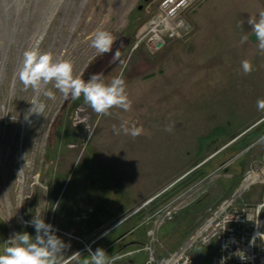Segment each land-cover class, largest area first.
Listing matches in <instances>:
<instances>
[{
    "label": "rangeland",
    "instance_id": "1",
    "mask_svg": "<svg viewBox=\"0 0 264 264\" xmlns=\"http://www.w3.org/2000/svg\"><path fill=\"white\" fill-rule=\"evenodd\" d=\"M50 1L0 0V219L7 216L4 201L12 199L15 170L23 169L38 173L48 187L47 197L38 188L25 218L41 215L54 230H62L56 216L74 199L80 179L103 213L113 215L89 241L109 231L113 236L117 227L137 219L134 230L143 231L144 243L129 250L118 245L115 263L130 264L133 257L146 264L150 255L144 245L151 240L155 211L185 199L174 219L155 231L156 253L165 257L194 239L209 209L232 197L248 174L264 172V111L256 107L264 98V54L247 23L264 11V0H196L184 10L191 33L157 51L138 45V36L162 0H62L38 48L70 60L74 74L84 80L103 73L109 82L122 74L132 109L113 108L109 116H99L82 98L65 99L51 85L55 99L19 80L18 64ZM97 30L116 38L112 52L98 56L91 47ZM244 35L248 40L241 44ZM116 51L120 57L114 61ZM252 55L254 71L245 75L241 61ZM34 99L44 105L43 112L25 122ZM124 121L128 127L142 126L143 133L135 138L115 134L113 126L119 129ZM126 190L158 194L137 211V206L126 209ZM240 197L239 203H264V180ZM87 215L70 214L75 221ZM261 218L262 236L254 243L264 253V206ZM189 255L192 264H218L214 245L198 240Z\"/></svg>",
    "mask_w": 264,
    "mask_h": 264
},
{
    "label": "built area",
    "instance_id": "2",
    "mask_svg": "<svg viewBox=\"0 0 264 264\" xmlns=\"http://www.w3.org/2000/svg\"><path fill=\"white\" fill-rule=\"evenodd\" d=\"M194 1L196 0H162L157 12L141 29L138 45L144 44L150 50L157 51L170 41L188 36L193 27L187 21L184 10ZM27 167L32 170V162H27ZM15 172L17 178L10 194L12 199L9 201L5 198L4 209L7 211V216L2 217L7 226L10 225L11 235L15 225L27 224L25 208L37 194L38 188L43 197H47L48 194V187L41 183L38 173L34 171L26 173L23 169ZM245 180L246 178L232 197L209 209L203 226L194 239L192 238L179 249L169 252L165 257H159L156 253L155 231L163 223L173 220L185 206L186 200L174 199L156 210L152 217V229L148 231L151 237L150 243L144 245L150 255L146 264H192L189 251L195 240L206 245H214L218 264H264V253L260 252V248L256 250L254 243L257 237L262 236L261 207L264 203L252 206L238 202L243 192L249 188H242ZM139 209L141 207L137 208V211ZM91 245L92 242L86 244V248L89 250Z\"/></svg>",
    "mask_w": 264,
    "mask_h": 264
},
{
    "label": "clouds",
    "instance_id": "3",
    "mask_svg": "<svg viewBox=\"0 0 264 264\" xmlns=\"http://www.w3.org/2000/svg\"><path fill=\"white\" fill-rule=\"evenodd\" d=\"M247 23L258 41L259 52L264 54V11H260L257 16L251 15ZM115 40L109 31L97 30L91 40V47L96 50L98 56L104 55L112 52ZM247 40L248 36L244 35L240 43L243 44ZM119 57L120 53L116 51L113 60H119ZM241 68L245 75L254 71L253 64L247 59L241 61ZM18 77L26 88L30 87L37 94L43 93L50 99H55V94L48 88L49 85L58 90L65 99L82 98L84 105L99 116H109L113 108L126 112L132 109V101L126 91V82L122 74L113 77L109 82L104 80L103 73H94L88 80H84L74 74L73 63L70 60H57L52 52H41L38 47L30 48L23 53V63L19 68ZM32 105L29 113L41 115L44 105ZM256 107L257 110L264 111V98L256 101ZM127 125L128 122L124 121L119 129L113 126L114 133L118 135L123 131L133 138L143 133L142 126ZM165 130L171 131L172 127L169 126ZM26 223L34 227L35 236L26 231L10 236L4 243L3 251L0 252V264H59L58 257L63 256L67 245L55 234L53 226L45 223L41 215H35ZM89 255L90 260L86 261V264H115V261L120 259L119 256L109 257L101 248L95 252L89 249Z\"/></svg>",
    "mask_w": 264,
    "mask_h": 264
},
{
    "label": "crops",
    "instance_id": "4",
    "mask_svg": "<svg viewBox=\"0 0 264 264\" xmlns=\"http://www.w3.org/2000/svg\"><path fill=\"white\" fill-rule=\"evenodd\" d=\"M253 50L255 51V47H252V53L254 54ZM251 57L252 58H249V61H251V63L254 65V61L256 58L254 57V55H252ZM83 192L85 195H83ZM91 193H94L93 190L89 186L88 188L85 189V186L81 183V180L79 179V184L75 189L76 195L73 196L74 199L70 202V205L66 204L63 207V209L59 211V214H57L56 216L55 223L57 226L60 225L62 230L60 231L54 230L55 234L59 238H61L64 241V243L67 245V247L63 251V256L58 257L59 264H86V261L90 260V255L85 253L86 249L84 246H86V244H89L91 242L89 241L91 235H93V232L96 229H99L98 227H101L100 225L104 223L103 221H107L105 223H109L112 220L113 217L112 211L111 212L106 211L105 213H103L102 210L103 206L99 205L100 203L96 204L97 202L95 203V200L93 201ZM157 194L153 196L155 197ZM124 195L127 198L126 204H128L126 209L135 206L140 207L144 203L154 198L153 196H151V193L145 196L142 191L137 192L136 190H126ZM100 200H102V198ZM126 204L124 205L125 207ZM84 212L88 213L87 215L88 217L77 221L72 220V217L70 216V214L72 215L77 214L81 216L82 214H84ZM136 220L137 219L126 221L124 225L120 224L121 227H117L114 230L117 231L120 229V231L114 234L113 236L110 234L113 231H109L106 234L105 233L100 234L99 236L103 234L104 235L101 238L98 237L99 240L98 238L94 239L98 241L94 243L92 242L93 252H95L98 248H101L106 252V254L109 257H112L114 255L118 256L119 252L116 250L117 249L116 247L118 245L120 246L121 243H123L122 247L127 248V250L133 249L138 245L143 244L144 243V237L142 234L143 231L139 229H138L139 231L134 230L138 226ZM4 223L5 222L0 219V252H2L3 248L5 247L4 243L9 239L10 236H13L11 235L10 230L7 231L8 226L5 225L6 223L5 224ZM25 231L31 234L32 236H35L36 234L34 227H30L28 226V224L18 225L16 230L17 233L25 232ZM82 240H86L87 243L84 244ZM129 260H130L129 261L130 264H137L136 259H133V257L132 258L130 257ZM115 264H120V263H115Z\"/></svg>",
    "mask_w": 264,
    "mask_h": 264
},
{
    "label": "bare ground",
    "instance_id": "5",
    "mask_svg": "<svg viewBox=\"0 0 264 264\" xmlns=\"http://www.w3.org/2000/svg\"><path fill=\"white\" fill-rule=\"evenodd\" d=\"M62 3V0H52L50 1L49 7L43 11V13L39 16L36 29L33 32L32 38L28 42L27 50L30 48H36L39 47L40 43L45 37V34L57 14L60 5ZM23 63V57L20 59V63L18 64V70L22 66ZM32 104H39L37 99H34ZM33 105L29 108V110L32 108ZM29 110L26 114V116L23 118V120L26 122H31L37 119L39 114L35 113H29ZM264 180V172H258V173H252L249 174L246 177V180L244 181L242 188L251 187L255 182L257 181H263Z\"/></svg>",
    "mask_w": 264,
    "mask_h": 264
}]
</instances>
